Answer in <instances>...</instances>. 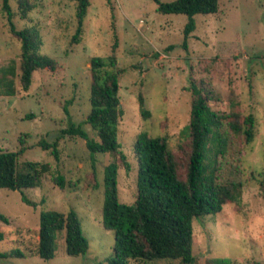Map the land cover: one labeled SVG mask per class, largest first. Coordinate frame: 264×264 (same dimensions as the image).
Listing matches in <instances>:
<instances>
[{
  "label": "rangeland",
  "instance_id": "374dc122",
  "mask_svg": "<svg viewBox=\"0 0 264 264\" xmlns=\"http://www.w3.org/2000/svg\"><path fill=\"white\" fill-rule=\"evenodd\" d=\"M31 1L34 8L27 18L16 14L13 24L17 29L34 26L42 40L40 54L53 58L57 66L53 71H34L29 88L21 89L20 42L8 30L0 0V67L14 61L16 70L15 93L0 94V149L23 147L21 161L47 162L50 171L39 188L22 189L35 206L22 202L18 190L0 189V216L5 218H0V264H109L114 233L102 225L101 205L103 167L112 156L95 154L93 169L84 139L60 138L58 160L37 143L41 139L52 142L69 120L94 136L84 123L90 109V59L108 56L114 43L122 70L118 95L123 114L117 138L130 164L129 170H117L118 201L130 204L137 195L132 145L139 132L164 136L174 153L189 139L193 80L210 90L208 104L213 110L252 114L255 126L249 144L231 135L233 144L225 157L226 165L234 164L239 170L240 204L227 203L215 215L193 218L192 254L197 264H213V258L222 257L231 264H264V208L258 183L264 154V0H218L216 13L193 16L195 28L185 45L187 16L158 13L155 0H89L77 42L72 40L76 29L73 1ZM9 4L16 12V0ZM140 97L147 117L140 112ZM26 114L33 117L26 118ZM57 173L66 180L64 188L52 180ZM70 208L77 212L87 252L67 255L61 233L52 258L29 255L37 240L40 212L65 213ZM16 251L24 257L11 255ZM127 264L182 263L163 259L127 260Z\"/></svg>",
  "mask_w": 264,
  "mask_h": 264
},
{
  "label": "trees",
  "instance_id": "16d2710c",
  "mask_svg": "<svg viewBox=\"0 0 264 264\" xmlns=\"http://www.w3.org/2000/svg\"><path fill=\"white\" fill-rule=\"evenodd\" d=\"M75 3L76 29L74 42L82 30V23L89 6V0H71ZM109 2V0H106ZM156 11L162 14H184L187 22L183 28V44L194 30L193 16L216 13L218 0H155ZM34 8L31 0H16V12L9 0H2L10 34L20 42V77L22 90L26 91L31 76L39 69L55 70L56 61L40 54L41 37L34 26L17 29L13 18L17 14L26 19ZM116 44L106 57L94 56L90 59V109L84 120L94 136H90L81 124L69 120L60 129L52 142L38 141L42 150H49L55 160L59 159L58 141L65 135L85 140V146L94 168L95 154H109L112 160L103 167V201L101 221L107 230L114 233L113 256L109 264H127V260H179L182 264H197L192 254L194 234L192 220L198 216L215 215L223 205L240 204L243 183L239 170L234 164L225 163V157L232 146L231 135L243 139L244 144L253 140L255 118L252 114L242 115L237 110L221 112L213 110L208 101L210 90L202 84L190 81L192 94L189 113V139L179 146V152H172L164 136H151L139 132L132 145L137 160V195L130 204L118 201L117 170H129L130 164L120 150L117 132L123 114L119 100L118 62L114 54ZM16 75L14 61L0 67V94L15 93ZM139 109L144 117L148 111L139 98ZM70 102H67V104ZM63 110L68 114L67 105ZM32 118V114H26ZM24 148L18 150L0 149V189L18 190L21 200L30 206L36 202L28 198L22 189L39 188L44 176L49 173L47 162L21 161ZM229 165V166H228ZM59 188H64L66 180L60 173L52 176ZM258 183L264 208V154L263 169ZM94 188L98 183L93 184ZM4 219V216H0ZM37 240L28 251L31 256L50 259L57 248L58 235L63 233L64 250L69 256L83 255L88 250L87 240L80 231L77 212L70 208L65 213L57 210L40 212L36 230ZM3 233L0 232V240ZM15 257L22 253L11 252ZM119 258V259H118ZM213 264H231L228 258H213Z\"/></svg>",
  "mask_w": 264,
  "mask_h": 264
}]
</instances>
